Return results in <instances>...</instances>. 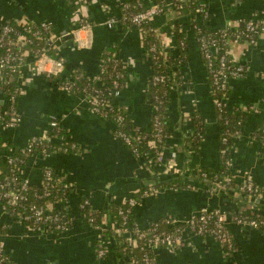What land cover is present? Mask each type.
<instances>
[{
	"label": "crops",
	"instance_id": "0c3cea01",
	"mask_svg": "<svg viewBox=\"0 0 264 264\" xmlns=\"http://www.w3.org/2000/svg\"><path fill=\"white\" fill-rule=\"evenodd\" d=\"M124 1L128 0H90L86 17L91 29L80 31L86 40L85 46H72L68 44L69 40H63L54 49L56 57L65 65L64 75L82 70L88 76L96 77L102 69L105 49L117 47L119 57L130 72L117 102L137 129L148 130L152 107L144 94L152 73V61L143 50L141 31L133 27L122 31L120 24L113 28L105 24L109 15L121 16ZM154 2L156 0H146L147 6ZM201 3L207 8L209 18L205 24L211 29L264 16V0H201ZM72 4L70 0H0V21L19 24L47 21L58 34L70 32L78 23V13ZM197 19L201 24L200 15ZM183 30L189 46L187 63L182 70L185 83L179 87L177 95L172 92L169 126L173 137L168 139L162 159L134 156L115 135L114 123L94 115L81 96L61 90L58 79H50L36 71L31 62L26 63L16 77L9 79L14 80L21 90L17 98L21 121L13 129L1 126L4 140L17 147L24 146L32 137L45 136L51 128V117H55L64 132L65 142L75 143L78 147L75 152L29 159L25 167V173L34 185H41L43 169L48 167L69 186L67 211L73 218L69 232L62 235L30 233L26 225L10 221L0 204V222L7 225L0 234V244L15 263L126 264V259L113 251L115 242L108 236L105 241L107 255L99 256L96 233L80 219L79 203L89 199L90 207L100 211L109 205L108 201L121 203L131 197L141 188L140 182L147 187L154 186L147 185V182L156 181L157 184L159 179L174 174L169 169H179L187 160L179 125L182 121L184 129L189 132L195 111L205 121L206 136L199 153L188 161L192 168H218L221 136L208 72L189 19L184 20ZM169 41L173 52L178 53L174 35ZM231 48L234 59L247 70L244 77L232 79L229 83V105L239 109L245 117L243 132L231 145V171L236 182L250 179L264 189V141L253 135L264 131V35L255 44L233 43ZM9 101V95L0 94V106L4 108ZM61 141L57 139V142ZM205 207L236 210L237 204L223 194L211 195L199 184H194L193 188L181 191L162 189L156 196L139 202L133 212L144 228L165 216L186 219ZM230 229L237 244L232 254H227L212 237L185 233V245L178 251L156 250L159 264H264V232L235 224Z\"/></svg>",
	"mask_w": 264,
	"mask_h": 264
},
{
	"label": "built area",
	"instance_id": "2783aa9c",
	"mask_svg": "<svg viewBox=\"0 0 264 264\" xmlns=\"http://www.w3.org/2000/svg\"><path fill=\"white\" fill-rule=\"evenodd\" d=\"M76 5L78 23L77 28L74 31L58 34L54 31L51 23L47 21L43 22H30L27 21L23 24L17 23L16 25L10 23V21H0V81H7L13 77V73H19L24 65L28 62L33 64L36 71L45 74L50 79H58V76L66 73L64 63L57 57L53 56L52 50L57 43H61L65 40V36L72 34L73 41L76 46L83 47L86 44L85 38L82 37L80 31H90L91 23L86 17V6L90 0H70ZM132 0L124 1L121 3V10L125 11L123 19L131 23L133 28L140 30L143 23L153 22L156 17L165 14V11L176 13L174 11V5L170 4L169 7H162L158 3L154 2L150 6H147L146 0H135V4L131 3ZM138 8L141 10L131 11V8ZM107 12L108 7L105 6ZM203 11V10H201ZM206 12L205 14H207ZM246 31L238 30V24H229L225 27L237 30L234 34V40L229 41L223 48L218 49V40L210 39L208 41H201V48L208 62L207 66L212 67V54L217 51H222L223 55L220 58V66L214 73L215 84L221 90V96L216 99V106L218 108L230 107L227 97V89L232 79L244 77L245 67L242 63L236 61L232 55V44L240 43L239 39L245 38L244 42L255 44L258 37L264 35V16L261 18H252L246 21ZM106 26L113 28L119 24L118 17L115 15H109L106 20ZM141 31V30H140ZM142 34V32H141ZM227 35V33H225ZM173 33L168 35L164 40L166 44L170 43ZM230 35L228 34V37ZM143 37V35H142ZM42 41V43H41ZM55 50V49H54ZM154 51V47L151 49ZM230 55V58H229ZM150 59L151 56L147 55ZM232 56V57H231ZM152 61V60H151ZM8 69L7 72H3ZM104 71V67L102 69ZM165 77H155L156 81H163ZM97 83L101 84V78L97 77ZM115 91L112 96V100L102 98L99 90H94L91 93L85 89L79 96L82 97L84 102L88 104L92 113L98 117L103 118L105 114L101 113L99 105L110 106L111 102H117V98L123 92V87L116 79L114 81ZM61 90L69 94H75V83L72 81H66L64 83L59 82ZM17 92L21 93L18 86ZM76 95V94H75ZM17 95H9V103H13L16 100ZM118 103V102H117ZM10 108V118L4 121L1 126L7 129H13L18 126L21 121V113L13 105ZM120 106V105H119ZM120 112L118 113L117 121L120 122L124 115H128L127 112L120 106ZM154 111H152V114ZM1 118V116H0ZM50 127L57 128L60 123L57 118L51 117ZM136 128V127H135ZM139 129L136 128V131ZM122 141L130 142V138L122 132L115 134ZM135 137L136 132L134 134ZM42 136H35L30 138L31 142L26 151L29 154L34 146L38 144ZM223 141H227L226 137H223ZM68 148L77 151L78 147L75 143H71L69 147L62 150L61 153H69ZM41 155H24L33 159L37 156L48 157L47 149L44 148ZM162 153L159 155H146V157H158L162 159ZM8 163L10 164V176L2 181L0 180V204L9 217L10 221L14 223H21L26 225L28 232L43 235H62L69 232L73 225V218L68 213L69 196L66 195L67 184H62V179L55 178L53 170L51 168L43 169L41 185L44 187V197H53L48 201L38 204L28 201V192L34 184H32L30 177L25 173L24 159L18 155H5ZM28 159V158H27ZM24 164V165H23ZM228 166H232V159L227 162ZM171 173H176L178 169H169ZM169 173V174H171ZM233 176V175H232ZM234 177V176H233ZM231 176L225 177V180H231ZM235 179V178H234ZM64 188V189H63ZM162 189H158L154 186L144 191L142 194V200L145 198H151L156 196ZM233 190L237 192L249 193L253 200L261 199L264 195L263 189L258 187L250 179L239 183L236 182ZM211 195L218 196L219 194L212 189L207 190ZM59 192V193H58ZM134 194V193H133ZM42 197V196H39ZM28 201V202H27ZM130 210L139 203V201L131 197L125 200ZM122 201V202H125ZM90 200L84 199L79 203V211L86 209L90 206ZM91 208V207H90ZM93 210L89 213V222L85 223L91 227V230L96 233V249L100 257H104L106 254L105 241L107 227H109V221L106 216H102V223L96 224L95 217H93ZM124 213L120 210V215ZM169 225L185 224V228L181 231L180 235H173L166 231H156V229H149L148 225L144 228L140 224H129L127 215L123 216L122 226H117L114 230L115 234L120 237V244L123 245V249L126 251L128 248L136 247L138 243L145 240L141 249L152 251L151 255L145 253L141 259H136L133 255L127 254L125 257L127 264H159L156 250L166 249L172 252L178 251L185 245V233L194 234L203 238L212 237L218 243L223 245L226 243L228 247H232V241L234 236L231 232L230 226L235 224L241 227L250 228L254 230H261L264 232V210L253 207L251 205L239 206L236 210H222L220 208H201L199 211L191 213L186 219H176L172 216H165ZM129 224L128 226H126ZM6 224L0 222V234L1 230H5ZM149 229V230H148ZM150 233V238H146V233ZM101 240V241H99ZM4 254L9 255L5 248L0 244V264H5L8 259ZM9 260L12 264H17L12 260L9 255Z\"/></svg>",
	"mask_w": 264,
	"mask_h": 264
},
{
	"label": "trees",
	"instance_id": "16d2710c",
	"mask_svg": "<svg viewBox=\"0 0 264 264\" xmlns=\"http://www.w3.org/2000/svg\"><path fill=\"white\" fill-rule=\"evenodd\" d=\"M248 1V0H239ZM131 3L134 5L135 0ZM156 3L162 7H169L170 4L174 5V11L172 14L170 9L165 11V14L156 17L154 22L143 23L140 27L143 38V50L152 57V73L145 87V100L148 101L152 107L154 113L151 116L150 126L148 130H138L134 126V123L129 115H124L122 121L118 122L117 117L120 112V106L117 102H111L110 106L99 105L101 113L105 114L102 119L109 120L115 124V134L122 132L130 138V142L123 140L124 144L129 148L134 156L141 158L146 155H159L163 152L165 145L169 138L173 137V132L170 128L169 121V107L172 100V92L178 94L179 87L185 83L182 77V70L187 63L188 55V40L183 30V23L185 19H189L190 24L195 32L196 38L201 46V41H208L210 39L218 40V49L224 50L226 44L229 41L234 40L235 29L227 27H219L217 29H211L205 23L207 21L208 13L207 8L201 3V0H156ZM76 8L75 4H72ZM142 9V8H141ZM138 8H131V11L141 10ZM203 10V11H201ZM125 11L121 10V16L118 17L119 24L122 31L132 28L131 23L123 19ZM201 16L202 22L199 24L197 17ZM249 20V19H248ZM242 21L238 24V30L246 31V22ZM10 23L16 25V21H10ZM175 37V46L178 48V53H174L170 43L166 44L165 39L170 34ZM227 33V35H225ZM228 34L230 35L228 37ZM259 39V37H258ZM245 38L239 39L238 42H244ZM42 43V41H41ZM154 47V51L151 49ZM201 48V47H200ZM53 56L56 57L55 50H52ZM202 60L206 65V69L209 76V83L211 85V96L214 104L216 99L221 96V90L215 84L214 73L220 66V58H222L223 52L217 51L212 54V67L207 66V58L201 49ZM232 57V56H231ZM230 58V55H229ZM102 66L104 71L101 70L96 77H90L82 70H77L69 75H59L58 82L64 83L66 81H72L75 83V94H81L85 89L88 93L94 90H99L102 98L112 100V96L115 91L114 81L117 79L120 85L124 88L127 79L130 77V72L126 65L123 63L118 55L117 47H108L105 49L102 57ZM5 69L3 72H7ZM247 70H244L246 75ZM16 77L17 73H13ZM13 77V78H14ZM97 77L101 78V84L97 83ZM155 77H165L163 81H156ZM14 80H5L0 82V94L17 95L16 100L13 103H9L4 108L0 106V128L1 124L10 118V108L13 105L17 108L18 86L14 83ZM190 82V81H188ZM230 85L227 89V97L229 99ZM217 111L219 130H220V151L221 160L217 169L208 167L192 168L188 159H191L194 154L199 153L201 142L206 136V126L203 117L199 112L195 111L191 117L192 129L186 132L184 124L181 121L179 125V132L182 134L183 142L182 149L187 156L186 162L178 171L172 175H169L166 179H159L154 187L158 189H170L173 191H181L187 188H193L194 184H199L205 190L212 189L218 194H223L227 198L233 200L237 205L246 206L251 205L253 207L261 208L264 210V195L259 202L252 199L251 195L246 192H237L233 190L236 180L232 176L231 167L227 162L231 159L230 149L232 142L239 136H241L242 122L245 119L244 115L239 109L236 108H218L215 104ZM101 118V117H100ZM138 137H135L134 134ZM256 139L264 141V131H258L253 134ZM223 137L227 138V141H223ZM57 139L62 141L59 143ZM31 140L21 147L15 146L10 141H6L2 138L0 130V180L4 181L10 176V164L8 163L5 155H18L24 159V164L28 162L29 157L24 155H41L40 153L44 148L47 149V153H61L66 147H69L71 143H67L64 140V132L59 125L57 128H50L45 136H42L41 140L34 146L29 154L26 153ZM70 152L74 150L68 148ZM28 158V159H27ZM23 164V165H24ZM53 175L58 179V175L53 171ZM231 176V180H225V177ZM64 184V181H62ZM141 188L137 190L133 196L139 202L142 201V194L152 186H145L144 182H140ZM64 189V188H63ZM66 195L69 196L71 189L68 187L65 189ZM44 187L33 185L28 192V201L34 203H44L53 197H44ZM264 192V189H263ZM59 193V192H58ZM42 196V197H39ZM27 201V202H28ZM108 206L100 211H93V217H95V223H102V216L107 217L109 221V227L105 231L108 237L114 239L115 246L113 251H117L119 255L124 259L127 254L133 255L136 259H141L147 252L151 255L152 251L141 249V246L145 240L140 241L136 247L128 248L126 251L123 249V245L120 244V237L114 232L117 226H122L123 216L127 215L128 223H137V219L133 210L129 208L128 203L121 202L115 203L114 201H108ZM120 210L124 213L120 215ZM91 208L87 206L86 209L80 211V219L87 223L90 219ZM127 224L126 226H128ZM149 229H156V231H166L173 235H180L181 231L185 228V224L169 225L165 217H161L156 221L148 224ZM129 227V226H128ZM148 229V230H149ZM4 230H1L3 233ZM150 233H146V238H150ZM101 241V240H99ZM223 248L227 254H232L237 249L236 241L233 239L232 247H228L224 243ZM8 259L5 264H12L9 260V255L4 254ZM107 255V254H106ZM127 264V263H126Z\"/></svg>",
	"mask_w": 264,
	"mask_h": 264
},
{
	"label": "water",
	"instance_id": "95a60500",
	"mask_svg": "<svg viewBox=\"0 0 264 264\" xmlns=\"http://www.w3.org/2000/svg\"><path fill=\"white\" fill-rule=\"evenodd\" d=\"M65 40H69L68 44H70L72 46L75 45V42L73 41V35L72 34H69V35L65 36ZM151 184L155 185L156 184V181H149V182H147V185H151ZM255 201L256 202H259V199H256Z\"/></svg>",
	"mask_w": 264,
	"mask_h": 264
}]
</instances>
